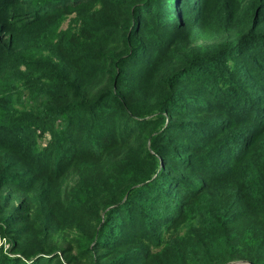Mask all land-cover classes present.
<instances>
[{
	"label": "trees",
	"instance_id": "1",
	"mask_svg": "<svg viewBox=\"0 0 264 264\" xmlns=\"http://www.w3.org/2000/svg\"><path fill=\"white\" fill-rule=\"evenodd\" d=\"M0 264H264V0H0Z\"/></svg>",
	"mask_w": 264,
	"mask_h": 264
},
{
	"label": "rangeland",
	"instance_id": "2",
	"mask_svg": "<svg viewBox=\"0 0 264 264\" xmlns=\"http://www.w3.org/2000/svg\"><path fill=\"white\" fill-rule=\"evenodd\" d=\"M2 242H3V239L0 238V244H2ZM3 244H4L5 252L9 254L10 253L9 249L11 248L12 243L9 241H4ZM240 264H242V263H240Z\"/></svg>",
	"mask_w": 264,
	"mask_h": 264
},
{
	"label": "water",
	"instance_id": "3",
	"mask_svg": "<svg viewBox=\"0 0 264 264\" xmlns=\"http://www.w3.org/2000/svg\"><path fill=\"white\" fill-rule=\"evenodd\" d=\"M240 263H242V264H253V263L247 262V261H229V262H226L224 264H240Z\"/></svg>",
	"mask_w": 264,
	"mask_h": 264
}]
</instances>
